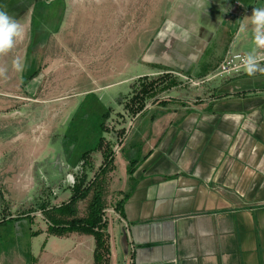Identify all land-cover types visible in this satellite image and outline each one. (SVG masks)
<instances>
[{"label": "crops", "instance_id": "1", "mask_svg": "<svg viewBox=\"0 0 264 264\" xmlns=\"http://www.w3.org/2000/svg\"><path fill=\"white\" fill-rule=\"evenodd\" d=\"M180 3L179 14L166 19L155 28L156 36L147 39L135 78L165 70L200 76L215 69L229 48L252 50L251 26L239 35L238 28L254 7H264V0ZM0 10L25 28L23 40L0 56V67L7 69V79H1L10 85L19 73L31 70L25 64L45 60L40 49L57 40L67 7L63 0H0ZM16 57L23 62L22 71L12 68ZM260 77L264 75L243 73L220 79L211 92L202 86L184 87L187 96L178 103L161 102L156 110L147 106L132 127L130 120H122L129 131L117 135L123 138L112 174L119 175L118 185L115 177L111 182L123 200L124 215L115 212L122 264H264V85H254L263 80ZM238 78L243 81L237 87H228ZM42 79L38 73L23 82L20 92L2 90L0 96V264H28V259L33 264H96L93 234L53 233L46 215L73 193L67 186L73 187L76 177L65 178L67 169L83 174V166L88 169L89 160L96 157V165L102 164V151L96 146L106 133L93 146L90 138L81 136L78 144L62 147L57 139L73 119L76 104L65 110L46 102ZM192 91L199 93L193 97ZM85 153L87 166L81 161ZM119 164L124 175L118 173ZM28 216L39 219L38 233L14 235L10 223ZM110 227L111 264H117V242Z\"/></svg>", "mask_w": 264, "mask_h": 264}, {"label": "rangeland", "instance_id": "2", "mask_svg": "<svg viewBox=\"0 0 264 264\" xmlns=\"http://www.w3.org/2000/svg\"><path fill=\"white\" fill-rule=\"evenodd\" d=\"M63 2L66 3L67 14L66 17L64 16L65 22L59 29L57 40H51L45 48L40 49V54L45 53V62L25 64L31 70L19 73L10 82V85L5 84L0 78V96L4 95L2 90L20 92L21 85L25 80L40 73L43 78L42 88L46 92L45 96L42 95V99L45 97L46 102H50L52 105L61 104L67 107L65 110L68 108L72 110V106H68L72 102L76 104L77 109L73 121L71 120L66 127L62 128L61 137L57 139L62 147H69L73 142L78 144V138L81 136L90 138L89 142H92L93 146L99 135L106 133L103 143L104 147L108 146L112 149L113 170H108L106 174L101 172L104 158L99 166L96 165L99 164V157H96L95 161L92 158L89 160L91 166L88 161L89 155L86 157L89 164L87 162L85 164L84 159L81 161L86 166L89 165L88 169L83 166V174L88 176L87 184L92 183L91 185L94 184L98 190L102 191L105 206L103 219L111 224L110 230L112 229V232L115 233L116 263L122 264L124 253L121 245V227L118 215L115 213L120 197L119 191L116 187L113 188L111 183L115 177L114 182L118 185L119 175L113 176L112 174L115 169V157L122 151L123 138H119L125 134L127 128L122 127V120L128 119L130 124L134 123V119L138 118L143 110L151 104L155 106L152 110H156L161 102L168 103L173 99L171 104L178 103L181 98L187 96L181 90L184 87V89L193 87L198 89L202 86L209 90L206 92H211L212 86H216L217 82L215 81L217 80H208L207 76L212 74L216 67L204 75L188 76L195 82L204 79L202 80L204 82L199 86H195L193 82L185 79L187 75L168 70L157 75L134 77L137 75V62L145 49L144 45L148 43L147 39L150 35L156 36L155 28L162 25L166 19L175 18L176 14H179L181 0H63ZM211 57L210 55V59ZM262 79L255 80L254 85H264V78ZM173 80L178 83L170 87ZM242 81V78L234 79L231 84L228 82L227 85L228 87L231 85L237 87L238 83ZM184 82H186L185 85L179 87ZM174 87L178 88L171 92ZM143 88H147L151 95L146 100L139 101V98L136 97L138 93L140 95L144 93ZM198 93V91H192L191 95L196 97ZM19 97L33 99L31 96ZM105 104H108L109 107L104 109L105 113H103ZM102 113L109 116L105 118ZM147 116L152 119L151 114H147ZM61 121L64 122L63 125L66 124L65 119L62 118ZM102 121L106 132L100 129ZM113 130H115L116 136H112V134L109 136L108 134ZM101 151L103 155L104 150ZM49 171L51 170L48 169ZM118 173L120 175L126 173L121 164L118 166ZM50 174L47 173V175ZM70 175L77 178L81 173L78 170L67 169L64 177L68 179L71 177ZM68 184V189H72L71 184ZM52 193L54 194V192ZM31 196L33 195L31 194ZM70 198L67 199V202ZM91 198L92 194L78 202V217L88 214L87 207ZM53 210L52 207L50 211L53 212ZM53 215L56 217L58 214ZM32 219L31 216H28L19 223H10L8 228L14 235L19 233L27 235L28 232L32 235V231L38 233L40 230L39 219ZM24 258L27 259L25 255ZM112 259L110 257L111 261ZM28 260V264H33L31 259Z\"/></svg>", "mask_w": 264, "mask_h": 264}, {"label": "trees", "instance_id": "3", "mask_svg": "<svg viewBox=\"0 0 264 264\" xmlns=\"http://www.w3.org/2000/svg\"><path fill=\"white\" fill-rule=\"evenodd\" d=\"M178 82L173 80L170 83V87L177 85ZM163 89V88H162ZM161 89V90H162ZM144 93L140 95L138 93L136 98L138 100H146L147 97L151 95L147 88H143ZM158 94V93H157ZM105 118L108 114L103 115ZM100 129L106 132L104 128L103 121L100 124ZM105 138L101 137L96 146V149L103 151V166H101V172L107 173L108 170H113V157L112 149L110 147H104L103 140ZM88 153H85L83 159L86 160ZM86 166V165H85ZM88 176L86 174H81L76 179V184L72 187V196L67 203H63L60 207H53V212L48 213L47 217L51 221L50 231L59 235H64L69 232L80 231L84 233H91L95 236L97 241L96 249V264H111L110 260V245L108 243V221L106 222L104 218V201L102 198V191L98 190L92 183L87 184ZM90 194L92 198L88 204L87 211L88 214L83 217L77 216V204L80 200L86 199ZM116 210L124 215L123 212V200H120L116 205ZM50 211V210H49ZM53 214L60 215V219H56ZM104 220V221H103Z\"/></svg>", "mask_w": 264, "mask_h": 264}, {"label": "clouds", "instance_id": "4", "mask_svg": "<svg viewBox=\"0 0 264 264\" xmlns=\"http://www.w3.org/2000/svg\"><path fill=\"white\" fill-rule=\"evenodd\" d=\"M51 3V0H49ZM251 33L252 50L243 56L236 55L235 60L239 61L237 71H243L249 77L257 73L264 75V7H254L250 16L245 18V22L240 23L238 35L249 31ZM182 35L187 38L188 32ZM25 36L24 26L7 11L0 10V56L10 53L17 42L23 40ZM23 62L19 57L12 61V68L16 71L23 70ZM7 69L0 67V78L7 79ZM72 179L71 177L69 178Z\"/></svg>", "mask_w": 264, "mask_h": 264}, {"label": "built area", "instance_id": "5", "mask_svg": "<svg viewBox=\"0 0 264 264\" xmlns=\"http://www.w3.org/2000/svg\"><path fill=\"white\" fill-rule=\"evenodd\" d=\"M235 5H240V2L235 1ZM246 53L240 50H235L233 48H229L225 56L222 58V60L219 62L218 66L214 70L212 74H210L208 77V80H220V79H225V78H232L236 76L242 75L244 72L243 71H237V65L239 64V61L235 60L234 57L236 55L243 56ZM264 66V65H262ZM189 82H193L195 86H199L200 83L202 84L204 79L200 80L199 82H195V80L189 78L188 76L185 77ZM198 81V80H196ZM199 83V84H197ZM136 119V118H135ZM134 119V120H135ZM133 124V123H132ZM132 124H130V127H132ZM129 128L125 131V134L128 133Z\"/></svg>", "mask_w": 264, "mask_h": 264}]
</instances>
